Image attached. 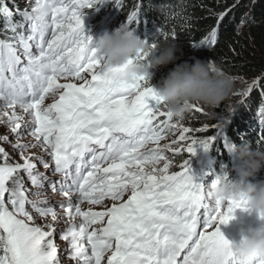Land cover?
<instances>
[{"label":"snow or ice","instance_id":"1","mask_svg":"<svg viewBox=\"0 0 264 264\" xmlns=\"http://www.w3.org/2000/svg\"><path fill=\"white\" fill-rule=\"evenodd\" d=\"M101 2L26 0L27 6L15 11L0 4L4 31L12 34L0 40V107L11 110L0 113V122L7 117L17 136L22 126L30 128L36 141L15 145L23 164H11L0 147V264H61L57 229L35 226L29 206L53 222L58 215L47 200L29 199L26 179L37 190L47 182L53 193L59 185L67 219L73 221L61 239L74 264H240L220 226L246 209L233 202L226 211L213 207L205 185L191 173L190 160L172 172L166 155L179 154L173 149L185 142L195 156L197 148L207 151L216 135L195 140L193 131L208 129L171 124L158 91L144 77L112 86L109 72L121 69L109 68L97 54L83 23L84 10ZM138 23L133 11L126 26ZM216 35L213 30L201 43L214 42ZM18 108L30 118L26 123ZM169 126L181 134L161 147ZM215 127L218 131L220 125ZM33 147L42 148L48 159L23 154ZM38 164L62 179L53 183ZM85 203L88 210H82Z\"/></svg>","mask_w":264,"mask_h":264},{"label":"trees","instance_id":"2","mask_svg":"<svg viewBox=\"0 0 264 264\" xmlns=\"http://www.w3.org/2000/svg\"><path fill=\"white\" fill-rule=\"evenodd\" d=\"M6 2L8 8L12 9L17 0H6ZM241 2L244 0H121L119 3L116 0L113 3L109 0L100 17L108 19V24L115 26L118 22L128 19L133 11H137L141 13L143 20L146 19L147 23L157 30V35L154 37L156 45L165 42L176 43L178 51L175 54V63L155 68L154 76L159 81L176 65L185 62L192 64L197 60L219 67L228 75L246 74L251 78L258 74L260 76L264 68V50L263 54H255L254 48L249 47L253 45L256 50L260 41H264V0H257L250 10L251 14L246 15V18L244 16L247 21V34L244 37L237 33L239 25L244 21L241 17L247 13ZM225 13L227 15L221 22L220 17ZM213 30L217 31L214 42L201 43ZM261 83H264V80ZM243 86L239 95H235L236 92L232 93L211 115L203 107L205 113H195L191 109L184 119H174L175 122L186 123L189 128L198 130L210 127L214 124L215 116L223 115L226 116L223 118L225 120L223 132L233 146L249 142L254 150L264 151V142H262L264 125L258 122L257 114H252V109L256 105L255 100H247V105L243 104L234 116L229 117V111L245 94L246 82ZM259 94V91H253L251 96L256 98ZM216 131V129H208L206 133L195 132L191 137L206 140L216 135L215 141H218L217 138L223 133L220 130ZM189 155L180 152L175 155L174 161L182 160ZM257 173L264 175V165Z\"/></svg>","mask_w":264,"mask_h":264},{"label":"clouds","instance_id":"3","mask_svg":"<svg viewBox=\"0 0 264 264\" xmlns=\"http://www.w3.org/2000/svg\"><path fill=\"white\" fill-rule=\"evenodd\" d=\"M94 48L109 68L121 69L109 72L113 87L132 84L138 77L150 81V69L175 63L178 51L175 42H165L152 49L148 42L140 39L126 25L110 33L104 32L95 40ZM142 54L147 59L137 60L136 57ZM234 88L233 77L219 67L213 68L207 62L197 60L192 64L185 62L176 65L159 82L157 91L171 117L182 120L194 105L205 108L211 115L231 96ZM231 150L242 162L236 168L239 179H230L224 173L216 175L207 187L210 200L214 207L221 209L228 207L229 202L239 204L246 212L264 220V184L248 180L264 165V151L254 150L249 142L234 145ZM230 244L240 264H258L264 260V227H248L239 242Z\"/></svg>","mask_w":264,"mask_h":264},{"label":"rangeland","instance_id":"4","mask_svg":"<svg viewBox=\"0 0 264 264\" xmlns=\"http://www.w3.org/2000/svg\"><path fill=\"white\" fill-rule=\"evenodd\" d=\"M105 2H108L109 0H104ZM115 0H110V2H114ZM257 0H244V2H241L240 4H243L244 8L246 9L247 13L243 14V17H241L242 19H244V16L246 18V15H250L251 12V8L255 5V3ZM19 5L20 8H25L27 6L26 0H20L19 1ZM246 19H244V21L241 22V25H239V29L237 31L238 34H242V36L244 37L247 32H246ZM247 37V36H246ZM251 42V41H250ZM261 43H259L257 45V49L255 50V47H253V45H250L249 47L254 48V53L258 54L261 53L263 54V50H264V41H260ZM264 71V68L263 70ZM231 77L234 78V83H235V88H234V92L235 95H239L240 92L242 91V89L244 88V83L246 82V91L245 94L242 96L243 97V101L240 103L241 99L237 100L236 105L229 111V117L234 116L238 111L239 108H241V106L247 105L249 99L251 100H255V107L252 109V114L255 115L257 114L259 116V123L260 124H264V115H262V110H264V83H261L264 80V76L261 77L260 79L258 78L259 74L256 76H252L251 78H249L248 75H235V74H231ZM242 82H244L242 84ZM253 83H255V85H253ZM251 88V91H249V89ZM263 88V89H262ZM253 91H259L260 94L259 96H257L256 98L252 97L251 94L253 93ZM3 112H9L11 113L10 109H6V108H2L0 107V113ZM205 113V111H202ZM17 115L23 116L24 117V122L26 123L30 118L23 113V111L21 109H17ZM226 115V114H224ZM226 117V116H224ZM223 115H217L214 117V124H211L210 127H205L207 129H216V125H220V128L218 130L221 131V133L224 131V124H225V120H223ZM174 125H177L178 127H188V125L186 123H177L174 122ZM189 128V127H188ZM196 131H193L190 135H194ZM181 133L179 131H174L172 132L169 136L172 135V140H177L178 136ZM7 137V141H5L3 138ZM192 139V137H191ZM197 140V139H195ZM25 144V145H32L35 144L36 141L35 139L29 134L28 130L26 128H24L22 126L21 130H20V135L17 136L16 133H13L11 131V127L7 121V117L4 118L3 122H0V147H3L5 149V151L9 154L10 157V163L11 164H23V159L21 156V150L16 148L15 145L16 144ZM181 149H185L186 147V143L183 142ZM24 155H28V156H36V157H43L44 159L46 158V154L43 152L42 148L40 147H33V148H29L27 151H25L23 153ZM44 168L38 164V170H43ZM43 172V171H41ZM28 186V185H27ZM29 187V186H28ZM32 188V187H30ZM31 191L34 192H39L40 195L39 196H34L35 198H43V195L41 193V190H37V189H31ZM50 199V197H49ZM52 200V199H50ZM33 216V220H34V225L35 226H41L44 227L45 225H51L52 227H55V223L51 220L50 217L47 218H41L38 215H34ZM31 226V225H30ZM55 242L58 245V253L63 251L64 245L63 242L58 240L57 236H55Z\"/></svg>","mask_w":264,"mask_h":264},{"label":"water","instance_id":"5","mask_svg":"<svg viewBox=\"0 0 264 264\" xmlns=\"http://www.w3.org/2000/svg\"><path fill=\"white\" fill-rule=\"evenodd\" d=\"M264 76V71H262L261 73H260V76H258V78L260 79L261 77H263ZM253 85H255V83H253Z\"/></svg>","mask_w":264,"mask_h":264}]
</instances>
